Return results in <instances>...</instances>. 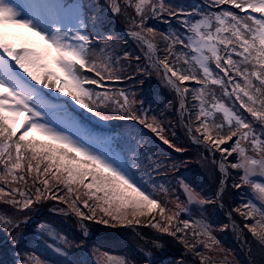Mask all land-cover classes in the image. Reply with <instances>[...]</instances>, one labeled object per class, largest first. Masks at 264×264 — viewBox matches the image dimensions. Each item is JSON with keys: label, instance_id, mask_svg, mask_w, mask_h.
I'll return each instance as SVG.
<instances>
[{"label": "snow or ice", "instance_id": "6c2138e0", "mask_svg": "<svg viewBox=\"0 0 264 264\" xmlns=\"http://www.w3.org/2000/svg\"><path fill=\"white\" fill-rule=\"evenodd\" d=\"M5 26L27 29L43 46L16 42ZM152 75L174 97L165 105L170 115L157 113L147 93L137 96ZM86 114L134 122L176 153L187 150L178 143L182 129L201 160L211 157L218 190L207 196L184 177L157 184L187 161L159 152L139 131L87 130L77 118ZM129 143L136 148L126 151ZM230 180L253 198L229 220L239 215L264 246V0H0V205L8 209L0 210V251L15 252L12 264H90L79 258L91 244L87 222L141 218L199 264H215L214 233L230 225L214 227L205 213L224 208ZM53 201L50 212L76 217L74 240L41 222L40 210ZM141 254L143 264H156L152 251Z\"/></svg>", "mask_w": 264, "mask_h": 264}, {"label": "rangeland", "instance_id": "374dc122", "mask_svg": "<svg viewBox=\"0 0 264 264\" xmlns=\"http://www.w3.org/2000/svg\"><path fill=\"white\" fill-rule=\"evenodd\" d=\"M173 2L186 3L196 2V0H173ZM150 23L162 31L171 30V27L163 22L153 20ZM173 26H175L174 21ZM5 30L12 33L18 43L23 42L33 46H43V41L40 40V37L29 32L27 29L5 26ZM121 35L123 34L121 33ZM128 48L135 51L131 42ZM117 86L125 87L127 85L119 84ZM136 92L138 97H142L146 93L152 96L155 100V103L152 104V108L156 110L157 113L159 111L168 113L165 105L169 100H174L172 93L156 75L147 77L142 87L137 85ZM65 99L69 98L65 97ZM82 111L83 110L79 109L77 106V112ZM168 114L170 115V113ZM77 118L81 120L85 129L94 133H110L113 129L117 132L127 129L139 131L146 139L151 141L152 147L159 152L166 153L172 160L182 159L187 161V166L182 167L179 173H171L168 176L156 177L157 184L164 183L165 185L175 186L177 177H184L207 196H213L218 190L219 173L218 169L211 165V157H209L207 161L201 160L200 154L202 153V149L193 144L182 129H177V136L179 138L178 143L182 144L187 150L183 153H176L157 141L148 130L143 129L142 126L134 122L111 121L105 124L97 118L92 117L90 114H86L83 118L79 116ZM20 120H23V116L20 117ZM74 131L83 134V129H74ZM137 139H139V137H137ZM121 143L123 144L124 142L122 141ZM124 147L127 151L129 148H136V145L135 143H129L124 144ZM128 156L129 162L131 163L133 152L128 151ZM231 183L230 180L223 195L224 208L219 209L215 206H208V210L205 213L207 219L214 227L223 223L230 225L227 231H216L214 233L219 240V251L213 254L215 264H264V246H262L247 229H243V223H245V221L235 213L232 215V220H229L227 215L228 212L232 211V209L238 206L242 201L253 198L252 193L246 186L240 190H236L232 188ZM55 203L56 202L53 201L45 204L40 210L39 218L41 222L50 221L54 227L62 234L66 235L69 240H74V238L79 235L76 217L73 215H62L50 212L49 208L51 204ZM57 206L65 207L64 205ZM0 210L8 209L7 206L0 205ZM85 211L87 210L85 209ZM145 219L146 218H141L140 224L132 225H128L126 221L123 223L109 224L91 221L87 222L91 234V244L88 253L79 258L90 261V264H97V262L98 264H109L108 259L104 256V253H107L109 256L126 258L129 261H133L134 264H143L141 250L146 249L152 251L156 264H199L198 257L186 251L178 241L166 235L161 236L153 228L145 227ZM232 221H234L237 226L235 229L232 227ZM247 222L252 223V221ZM157 239L163 247L159 249L151 248L152 241ZM93 248L97 250L96 254H93ZM40 251L43 250L41 249ZM15 256V252L10 250L0 251V264H12ZM225 257L227 258L226 260L224 259Z\"/></svg>", "mask_w": 264, "mask_h": 264}]
</instances>
